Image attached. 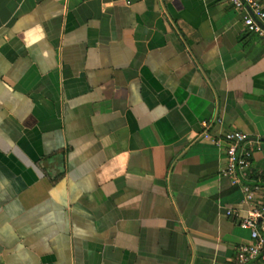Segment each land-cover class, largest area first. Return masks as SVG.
I'll return each mask as SVG.
<instances>
[{
    "label": "crops",
    "instance_id": "0c3cea01",
    "mask_svg": "<svg viewBox=\"0 0 264 264\" xmlns=\"http://www.w3.org/2000/svg\"><path fill=\"white\" fill-rule=\"evenodd\" d=\"M233 130L264 181V39L229 2L0 0V264H232Z\"/></svg>",
    "mask_w": 264,
    "mask_h": 264
},
{
    "label": "built area",
    "instance_id": "2783aa9c",
    "mask_svg": "<svg viewBox=\"0 0 264 264\" xmlns=\"http://www.w3.org/2000/svg\"><path fill=\"white\" fill-rule=\"evenodd\" d=\"M241 12V20L248 32L264 39V10L258 0H225ZM204 129L206 122H201ZM207 138L208 133L202 132ZM245 134L233 130L212 138L215 145L222 144L224 163L219 173L241 190V203L246 206L238 218L240 228L248 231V238L235 246L232 264H264V186L258 181H248L250 149L242 146ZM230 214V210H225Z\"/></svg>",
    "mask_w": 264,
    "mask_h": 264
},
{
    "label": "trees",
    "instance_id": "16d2710c",
    "mask_svg": "<svg viewBox=\"0 0 264 264\" xmlns=\"http://www.w3.org/2000/svg\"><path fill=\"white\" fill-rule=\"evenodd\" d=\"M252 179H254L253 181H258V182H260L261 184L264 183V181L256 179V177L253 176V175L250 173V174H249V177H248V181H251Z\"/></svg>",
    "mask_w": 264,
    "mask_h": 264
}]
</instances>
